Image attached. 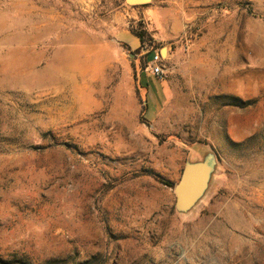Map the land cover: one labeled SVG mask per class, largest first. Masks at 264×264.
Listing matches in <instances>:
<instances>
[{"label":"rangeland","instance_id":"rangeland-1","mask_svg":"<svg viewBox=\"0 0 264 264\" xmlns=\"http://www.w3.org/2000/svg\"><path fill=\"white\" fill-rule=\"evenodd\" d=\"M0 264H264V0H0Z\"/></svg>","mask_w":264,"mask_h":264},{"label":"water","instance_id":"water-1","mask_svg":"<svg viewBox=\"0 0 264 264\" xmlns=\"http://www.w3.org/2000/svg\"><path fill=\"white\" fill-rule=\"evenodd\" d=\"M127 6L147 4L150 0H123ZM146 1V2H143ZM207 162H186L179 180L173 187L174 207L178 213H187L201 199L208 187L209 175L216 167V159L207 156Z\"/></svg>","mask_w":264,"mask_h":264},{"label":"built area","instance_id":"built-area-1","mask_svg":"<svg viewBox=\"0 0 264 264\" xmlns=\"http://www.w3.org/2000/svg\"><path fill=\"white\" fill-rule=\"evenodd\" d=\"M166 59L158 52L153 53L148 62V71L152 76L162 80L165 77L164 62Z\"/></svg>","mask_w":264,"mask_h":264},{"label":"trees","instance_id":"trees-1","mask_svg":"<svg viewBox=\"0 0 264 264\" xmlns=\"http://www.w3.org/2000/svg\"><path fill=\"white\" fill-rule=\"evenodd\" d=\"M135 37L139 40L140 44L143 43V36L141 34H137Z\"/></svg>","mask_w":264,"mask_h":264},{"label":"crops","instance_id":"crops-1","mask_svg":"<svg viewBox=\"0 0 264 264\" xmlns=\"http://www.w3.org/2000/svg\"><path fill=\"white\" fill-rule=\"evenodd\" d=\"M199 158H197V157H195V155H194V157L191 159L192 161H197Z\"/></svg>","mask_w":264,"mask_h":264},{"label":"bare ground","instance_id":"bare-ground-1","mask_svg":"<svg viewBox=\"0 0 264 264\" xmlns=\"http://www.w3.org/2000/svg\"><path fill=\"white\" fill-rule=\"evenodd\" d=\"M54 77H55V76H54ZM64 77H65V76H64ZM60 78H61V77H60ZM60 78H59V79H60ZM66 80H67V79H66Z\"/></svg>","mask_w":264,"mask_h":264}]
</instances>
